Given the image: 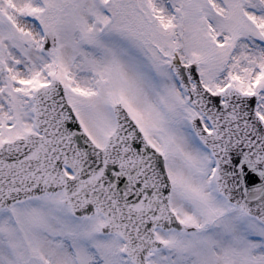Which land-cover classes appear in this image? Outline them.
I'll return each instance as SVG.
<instances>
[{
	"label": "snow or ice",
	"instance_id": "1",
	"mask_svg": "<svg viewBox=\"0 0 264 264\" xmlns=\"http://www.w3.org/2000/svg\"><path fill=\"white\" fill-rule=\"evenodd\" d=\"M0 264H264V0H0Z\"/></svg>",
	"mask_w": 264,
	"mask_h": 264
}]
</instances>
